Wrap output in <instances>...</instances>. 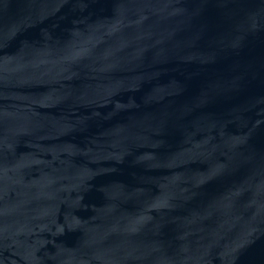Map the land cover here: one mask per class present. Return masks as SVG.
Instances as JSON below:
<instances>
[{"label":"water","instance_id":"obj_1","mask_svg":"<svg viewBox=\"0 0 264 264\" xmlns=\"http://www.w3.org/2000/svg\"><path fill=\"white\" fill-rule=\"evenodd\" d=\"M0 264H264V0H0Z\"/></svg>","mask_w":264,"mask_h":264}]
</instances>
